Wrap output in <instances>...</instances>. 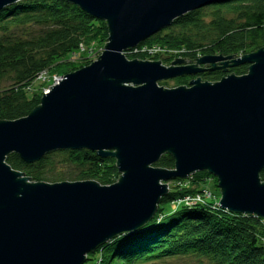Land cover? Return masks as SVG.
<instances>
[{
	"label": "water",
	"instance_id": "water-1",
	"mask_svg": "<svg viewBox=\"0 0 264 264\" xmlns=\"http://www.w3.org/2000/svg\"><path fill=\"white\" fill-rule=\"evenodd\" d=\"M23 0H0V10ZM107 28L90 65L61 77L26 117L0 121V264H84L102 245L149 223L168 182L206 172L217 180L219 209L264 219V48L241 58L202 56L128 60L173 21L225 0H62ZM221 63L220 67H216ZM247 66L215 83L192 79ZM113 159L118 181L30 182L6 163L56 151ZM170 156L173 169L155 167Z\"/></svg>",
	"mask_w": 264,
	"mask_h": 264
},
{
	"label": "trees",
	"instance_id": "trees-1",
	"mask_svg": "<svg viewBox=\"0 0 264 264\" xmlns=\"http://www.w3.org/2000/svg\"><path fill=\"white\" fill-rule=\"evenodd\" d=\"M29 25L45 30L29 38L9 34L13 28ZM106 39L107 28L103 22L62 0H23L0 10V74L11 75L12 80L8 88L0 90V121L24 118L39 105L45 85L32 88L39 73L47 71L53 75L60 66L72 67L85 60L94 43ZM80 46L84 53H79ZM139 46L180 50V57L183 55L189 64L202 56L241 58L264 48V0H225L195 10ZM74 55L80 58L75 63L70 61ZM131 55L146 61L141 55ZM246 72L247 66L242 65L229 68L222 76H242ZM220 74L205 73L198 77L203 82H215L222 78ZM193 78L173 81L179 84ZM56 155L79 169L75 180L107 186L118 177L113 159H101L84 150L52 152L34 164H25L11 154L5 163L30 182L53 184L57 178L50 174L51 158ZM173 164L172 158L165 155L155 167L171 170ZM202 174L208 176L206 172L194 176ZM260 178L264 179V169ZM179 181L182 180L171 182ZM183 194L170 190L160 199L149 223L102 245L86 256L84 264H91L97 258H100L99 264H147L180 256H192L207 264H264V219L208 207L180 208L171 214H161V209ZM158 214L163 215L159 221Z\"/></svg>",
	"mask_w": 264,
	"mask_h": 264
},
{
	"label": "rangeland",
	"instance_id": "rangeland-1",
	"mask_svg": "<svg viewBox=\"0 0 264 264\" xmlns=\"http://www.w3.org/2000/svg\"><path fill=\"white\" fill-rule=\"evenodd\" d=\"M45 29L43 27L39 26H24V27H19V28H13L10 31L11 36H16V37H35ZM106 41H101V42H96L94 43L93 46H91V49L87 51V55L85 60H80V58L75 61L78 63L74 64L72 67L68 66H60L57 68V72L53 75H49V80L46 79L44 83L36 82L33 85V89L35 90L38 86L41 84H44L45 86L41 89L42 92L45 90H49V88L52 86V80L53 77L61 78L62 76L69 74L70 72H74L76 70H79L83 67H86L90 65L93 61H95L102 53L103 47L106 44ZM84 53V52H83ZM126 59L130 60H141L142 59H137L136 57H133L129 53L124 54ZM164 57H166L164 55ZM201 58V57H198ZM197 58V59H198ZM176 59H181L185 61V65H189L188 61L185 59V57L182 55L181 57H176ZM158 59L155 60H150V61H158ZM175 58H169L167 61H161L162 66H169L170 62L174 61ZM74 62V63H75ZM65 64V63H62ZM191 65V64H190ZM234 75V74H233ZM195 79V78H193ZM183 80V79H180ZM192 79H186L184 82H181L177 84L175 81L170 80L166 82H161L158 83L159 87H163L165 89H173L176 87L180 86H185L187 87L188 82L191 81ZM210 82V81H206ZM217 82V81H215ZM215 82H210V83H215ZM12 84L11 80V75L8 76H2L0 74V90L8 88ZM51 165L52 168L50 170V174L54 175L57 179L56 183L58 182H77L79 180H75L76 175L78 174L79 169L75 168L73 165L67 163L64 161V157L60 155H56L51 158ZM120 175L118 174V177H114L112 181L116 183L119 179ZM170 190H175L178 192H184L183 196L178 197V200L171 205H169L166 208L161 209V214L166 215V214H171L173 211L180 209V208H191L193 206L195 207H208L213 210H220L218 206V202L220 200V191L217 187V180L213 178L212 176L208 175H198L194 176L192 175L186 180H182L179 182H168V192ZM226 212V211H225ZM163 215H157L156 219L159 221ZM100 258H97L96 261L94 260L93 263L91 264H99ZM147 264H207L206 262H202L198 260L197 258H194L192 256H180V257H174V258H169V259H164V260H158V261H153Z\"/></svg>",
	"mask_w": 264,
	"mask_h": 264
},
{
	"label": "built area",
	"instance_id": "built-area-1",
	"mask_svg": "<svg viewBox=\"0 0 264 264\" xmlns=\"http://www.w3.org/2000/svg\"><path fill=\"white\" fill-rule=\"evenodd\" d=\"M84 48L82 46H80L79 48V53L80 52H84ZM127 53H131L135 56H138V55H141L143 56L144 58H146V61H150V60H154V59H158L159 56H168L170 59L171 58H176V57H180L182 51L180 50H176V51H167L165 49H162V48H158V47H149V48H146V47H136L134 49H132L130 52H127ZM78 58V55H74V56H71L70 57V61L71 62H74L75 60H77ZM49 78V75L47 74V71H42L41 73H39L36 78H35V82H40V83H44L46 81V79ZM49 80V79H47ZM61 80V78H57V77H53V80H52V86L59 83ZM49 90H45L43 92V94H46ZM195 207V206H193ZM192 207V208H193Z\"/></svg>",
	"mask_w": 264,
	"mask_h": 264
},
{
	"label": "flooded vegetation",
	"instance_id": "flooded-vegetation-1",
	"mask_svg": "<svg viewBox=\"0 0 264 264\" xmlns=\"http://www.w3.org/2000/svg\"><path fill=\"white\" fill-rule=\"evenodd\" d=\"M221 66V63H217L216 64V67H220ZM204 69V71L200 74H197L195 76V78H200L198 77V75H202V74H205V73H221L220 75H226L227 71L229 70V68H225L224 70H214V71H210V67L209 66H203L202 67ZM223 77V76H222Z\"/></svg>",
	"mask_w": 264,
	"mask_h": 264
}]
</instances>
